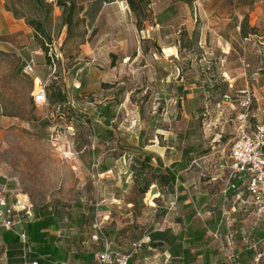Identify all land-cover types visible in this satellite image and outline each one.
<instances>
[{
    "label": "rangeland",
    "instance_id": "374dc122",
    "mask_svg": "<svg viewBox=\"0 0 264 264\" xmlns=\"http://www.w3.org/2000/svg\"><path fill=\"white\" fill-rule=\"evenodd\" d=\"M63 1L75 3L70 28L63 23V9L57 0H4L5 9L20 20L15 36L31 37V43L22 48L13 35L1 34L0 40L14 43L24 57L34 49L40 51L35 70L46 76V92L60 90L66 100L49 104L48 110L37 107L32 77L21 72V59L15 51L0 43V175L15 184L31 207L67 212L79 204L89 207L90 200L106 199L103 186L106 192L123 188L111 183L112 179L95 185L89 172L91 160L108 153L117 159L125 152L122 165L127 172L121 175H131L133 158L139 154L141 160L150 153L153 165L157 157L166 166L183 162L177 173L191 180L187 190L190 196H197L193 197L197 208L207 190L212 194L209 204L224 210L246 207L248 212L237 215L240 225L251 226L256 221L263 226L264 219L252 215L250 198L242 202L246 197L237 199L227 189L224 201L220 199L234 180L226 171L216 169L228 158L240 111L236 91L228 88L231 98L223 97L228 77L238 76L241 83L250 75L264 79L260 71L264 68L263 33L257 29V36L249 37L241 51L209 53L199 17L207 7L201 0L190 5L181 0H150L149 21L143 29L137 28L125 0H99L91 14L86 11L91 0ZM235 8L241 15L256 10L252 3ZM38 22L43 23L44 34ZM214 60L219 62L217 66ZM106 104L112 108L109 124L99 115ZM49 118L73 127L77 160L66 159L51 140ZM89 144L95 147L82 151ZM189 144L194 150L183 155L182 149ZM198 157L203 161L202 171L190 166ZM135 162L138 165L140 161ZM151 175L147 171L122 198L124 202L136 201L143 215L171 201L176 205L168 193L153 199L149 190L141 192L144 179ZM216 175H224V181H209ZM237 190L245 193L246 182ZM233 216L226 213L224 222L231 220L229 217L236 219Z\"/></svg>",
    "mask_w": 264,
    "mask_h": 264
},
{
    "label": "crops",
    "instance_id": "0c3cea01",
    "mask_svg": "<svg viewBox=\"0 0 264 264\" xmlns=\"http://www.w3.org/2000/svg\"><path fill=\"white\" fill-rule=\"evenodd\" d=\"M201 1L207 7V11H201L199 14L203 22L201 28L204 31L206 52L221 51L229 54L232 51L237 52L236 48L241 51V47L245 48V41L249 37L257 36L255 33L257 29L263 33L260 38H264V0ZM248 3L256 6V10L248 14L249 18L246 14L241 15L239 9L235 8L236 5ZM244 17H247L249 27L255 29L247 37L241 35V22ZM18 21L20 20L5 9L4 0H0V35H13L12 37L24 46L22 48H25L31 43V37L15 36L20 31L15 27L20 23ZM259 43L263 44L262 41ZM200 48L202 49L203 46ZM218 63L216 60L213 62L215 66ZM19 68L22 69V64ZM37 75L42 80L46 77ZM225 76L228 77V74L226 73ZM238 79V76L232 79L228 77L229 88L237 92L250 86L253 92L247 121L248 128L253 130L256 126L264 127V79L251 75L249 78L245 77L242 83ZM111 143L106 142L108 145ZM123 159L125 152L120 153L117 159L108 153L104 157L94 158L89 164V172L97 175L99 182L104 184V180L112 179L111 183L115 182L117 186L123 187L119 190L109 189L106 192V187L103 186L104 194L108 196L106 199L90 200L89 207L79 204L67 212L54 211L48 207H31V216L20 212L18 217L21 221L16 228L25 231L27 243L24 246L15 231L2 229L0 264H26L34 261L38 264H96V254L101 250V245L90 238L91 224L95 219L103 223L112 239L113 249L129 255L128 264H256L255 255L264 237V225L261 226L256 221L251 226L240 225L241 221L238 220L237 215L240 211L248 212L246 207L243 209L244 206L238 205L237 208L224 210L219 205L209 204L212 194L204 190L200 196L202 204L197 208L193 205V197L197 196H190L187 190L191 180L183 176L179 177L176 173L173 189L162 188L155 182L148 189L153 199L168 193L175 198L176 205L174 206L171 201L167 206L147 210L146 215L152 213L150 216L143 215L136 201L124 202L122 199L127 195L126 190L132 184L137 183L139 179L142 180V177L132 170L131 175H121L127 172L126 165H122ZM116 167L118 169H115ZM223 177L224 175H216L209 181L213 183L224 181ZM244 181L246 182L245 175L242 174L235 182L239 187ZM229 190L234 192L235 198L237 193H240V197L241 195L246 197L241 200L242 202L249 200L247 189L245 193L232 188ZM223 191L221 192L223 194H220L222 201L226 198L224 194L226 191ZM177 196L186 199L183 202L181 199L177 201ZM0 197H5L9 204L19 201L30 205L26 202V196L19 193L15 184L3 175H0ZM252 210V215L257 217L253 207ZM226 213L229 216L234 214L233 217L236 219L229 217L231 220L224 222ZM210 214L209 218L203 216ZM198 216L200 218H197ZM155 232L164 233L157 235ZM229 235H231V244H228ZM258 264H264V258Z\"/></svg>",
    "mask_w": 264,
    "mask_h": 264
},
{
    "label": "built area",
    "instance_id": "2783aa9c",
    "mask_svg": "<svg viewBox=\"0 0 264 264\" xmlns=\"http://www.w3.org/2000/svg\"><path fill=\"white\" fill-rule=\"evenodd\" d=\"M0 43L11 48L20 57L22 72L31 76L35 85L32 91L35 105L48 110L49 103L46 92L47 82L40 79L35 70V58L40 55V51L35 50L29 57H24L21 54V49L14 43L2 40H0ZM236 93V98L240 107V111L236 116L238 121L236 135L232 140L227 160L218 164L216 169L226 171L230 180L240 178L242 174L245 175L246 189L249 194L250 203L256 216L258 218H264V127L256 126L253 130L248 128L247 121L253 101L252 90L245 87L238 90ZM223 97L225 99H230L231 95L225 94ZM49 122L50 138L55 144H58V149H60L62 155L68 160H77L78 152L74 148L73 127L70 125L64 126L50 118ZM61 139L64 140V143H59ZM94 147V144L85 145L82 151ZM123 163H126L125 159H123ZM191 164L196 166L199 170H203V161L201 159H195ZM91 179L93 183L98 186V176L91 174ZM230 188L237 189L238 186H236L233 181L229 183L225 191ZM237 198H240V193H237ZM20 212H24L26 215L31 216V206L19 201L14 204H9L5 197H0V232L2 229L15 231L25 246L27 243V235L24 230L16 228L17 224L21 221L18 217ZM91 229V240L101 245V250L96 254V264H128L129 255L121 254L113 249L112 239L107 234L100 220L95 219L91 224ZM228 238V244H231V235H229ZM262 258H264V237L261 239L255 255L256 264H258ZM26 264H38V262H27Z\"/></svg>",
    "mask_w": 264,
    "mask_h": 264
},
{
    "label": "trees",
    "instance_id": "16d2710c",
    "mask_svg": "<svg viewBox=\"0 0 264 264\" xmlns=\"http://www.w3.org/2000/svg\"><path fill=\"white\" fill-rule=\"evenodd\" d=\"M39 3H43L42 0H37ZM58 4L60 7H62L63 9V23L65 25H67L69 28L72 25V21H73V12H74V8H75V3L74 2H66L63 0H57ZM99 0H91L90 3V7L87 8L86 11H88L89 14H91L95 8L94 5H97V2ZM112 0H103V3L106 2H110ZM127 2V4L129 5L131 11L133 12V14L135 15L136 18V26L138 29H143L144 27V22L146 20H148L147 18V12H149L148 6L150 5V0H125ZM184 1L186 4H192L193 1L195 0H181ZM94 6V7H93ZM170 7L167 8V10ZM166 13L165 11L162 12V14ZM149 21V20H148ZM38 25L40 26L39 30H41V32L44 34V28H43V23L38 22ZM37 27V26H36ZM249 28V23L247 20V17H244L242 22H241V35L243 37H247L249 33H253L254 32V28L252 27L250 30H248ZM46 49V46H43ZM261 74L264 75V68H260ZM107 86V85H106ZM180 88H182V86H179ZM228 88H229V83L227 82V90L224 91L223 96L225 94H230L228 92ZM47 100L49 104H55V103H63L66 100V95L58 90L54 93L50 92L49 94L47 93ZM1 112V110H0ZM99 115L101 117V119L109 124V122L111 121L112 118V108L109 104H106L105 106L100 108L99 111ZM194 150L193 146H191V144L187 145L186 147H184L182 149V154H190L192 153V151ZM134 160L131 161L132 163V171L133 173H136L138 176H146L147 171H151L152 175L150 178H145L143 181V187L141 189L142 193H145L148 191L149 187L151 186L152 183H158L159 186L163 187H167L168 189H173L174 187V180H175V175L177 173L178 170L182 169L184 167V164L182 161H174L170 164V166H164L162 160L160 157L156 158L157 164L153 165L152 164V159L153 157L151 156L150 153H145L143 155V158L140 160L139 158V154H137V156H135L133 158ZM195 159H201V157L198 158H194L191 160L190 162V166H193L191 163L193 160ZM135 161H140L139 164L137 165ZM137 165V166H135ZM179 169H176L178 168ZM164 169V170H162ZM237 179H234V182ZM236 184V182H235ZM236 186H238V184H236ZM177 189H179V187H177ZM181 199V202L185 201L186 197L183 196H177V201ZM50 223V219L48 220V224ZM157 235H162L164 232H155ZM108 234V233H107ZM109 235V234H108ZM110 237V236H109ZM111 238V237H110Z\"/></svg>",
    "mask_w": 264,
    "mask_h": 264
}]
</instances>
